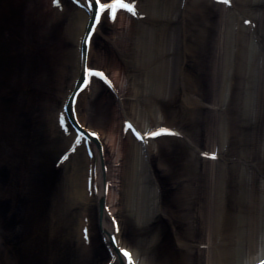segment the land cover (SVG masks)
<instances>
[{"label":"bare ground","instance_id":"6f19581e","mask_svg":"<svg viewBox=\"0 0 264 264\" xmlns=\"http://www.w3.org/2000/svg\"><path fill=\"white\" fill-rule=\"evenodd\" d=\"M35 2L42 7L47 6V11L53 12V16L61 18L63 15L60 20L66 25L64 32L73 40V46L68 51L72 78L69 85L64 86L54 121L62 128L60 133L67 146L56 157L52 174L55 179L52 180L58 182L63 164L62 167L69 174L66 179L63 177L68 185L66 196L74 204H81L78 230L83 241L80 253L85 255L95 243H104L101 264H118L117 249L109 238V234H116L118 224L120 247L133 253L136 264L172 263L170 254L160 256L156 252L163 236L169 242V249L171 245H176L177 249L174 250L181 253L183 264H260L264 260V0H231L230 3L223 0L221 3L214 0H135L136 15L121 10L115 21L102 19L101 24L96 26L86 53L82 41L95 24L92 19L94 9L89 10L84 6L86 0H81L79 4L76 0ZM6 3L9 5L11 1L6 0ZM26 5L35 7L31 1ZM218 6H222L221 14L219 21L215 22L216 30L212 38L206 34L211 24L202 10ZM27 20L37 25L30 16ZM186 25L192 28L194 35L201 34L202 39H209L211 47L205 58L221 79V86L213 83L206 88L200 82L201 76H197L200 69L204 72L203 67H199V71L191 68L192 64L199 66L201 61L198 53L191 57L195 53L188 48L187 38L190 35L186 34ZM199 25L201 31H198ZM205 46L200 51L205 50L206 54ZM85 56L87 65L104 71L114 86L94 78L88 88L80 91L83 87L79 82L84 79L82 68ZM3 59L7 58L0 56V63H4ZM128 67L135 74L133 78L125 72ZM194 73L197 74L194 76ZM141 88L147 92H141ZM238 88L240 91L243 88L242 104L238 103ZM202 89L214 91L210 95L212 98L206 102L197 96ZM96 90L101 93L100 102L104 100L106 103L110 97L113 99L115 105L112 110L107 112V107H99L98 103L92 101L93 98L89 99L94 97ZM39 92L45 91L40 89ZM77 93L78 97L75 95ZM214 95L218 100L213 98ZM164 100L188 104L185 106L186 114L183 110L177 114L176 110L172 117L166 115L161 107ZM84 101L95 104V112L98 110L103 116L108 114L113 119L105 125L91 124L82 113L86 112L81 106ZM198 108L204 113L201 111L198 115ZM260 110L263 114L261 117ZM6 111L9 115L7 108ZM235 115L244 117L245 124L253 128V134L252 130L249 131L250 126L246 127L247 132L239 130V136L244 135L237 140L239 144L243 141L240 152L233 151L230 143L236 141L233 138L236 132L230 129L228 117ZM61 116L66 125L61 124ZM198 117L201 120L206 117L214 120L213 125L208 126V131L217 134V141L211 146L197 141L196 131L201 134L205 127L195 123ZM188 120L192 127L184 126ZM126 122H131L142 133L161 128L178 133L173 135V139L179 144L188 143L186 153H189L194 174L189 173L182 178L178 177L180 171H172L171 178L174 176L178 180L162 194V187L150 161L158 154L159 143L171 138L161 135L146 136L140 140L131 130L124 131ZM78 126H83L86 132H98L99 139L86 137L80 145H76L77 150L72 151ZM255 135H259V138ZM249 147L259 151L257 157H253V148L248 152ZM181 148H178L180 155L185 152ZM213 153L217 158H211ZM65 156L68 159H64ZM160 166L165 168L164 163ZM234 168L240 171L237 180L232 175ZM202 169L210 173L206 188L199 181ZM39 176L43 180L46 178L44 171H40ZM47 185H50V181H47ZM96 187L99 192L95 190ZM202 187L205 188L204 192ZM216 189L219 190L218 195ZM172 193L176 196H172ZM46 194L43 200L48 205V192ZM41 196L37 193L35 202L39 203ZM15 200L22 203L20 198ZM162 200L165 201L163 204ZM176 200L184 201L180 204L191 213L187 218L183 212L182 221L172 216L170 207L172 201ZM33 207V212L41 209L37 203ZM94 209L97 211V230L91 216ZM120 210L124 211V217ZM22 211L31 212L23 203ZM29 213L27 215L31 221L33 217ZM23 216H19L21 226L30 231ZM166 220L172 228L163 226ZM183 222H186L184 229ZM127 228L133 231V244L125 241ZM85 229H88L87 236ZM192 229L198 237L190 243L188 239H191ZM24 240L29 242L27 237ZM13 242L18 251L11 253L8 250L10 262L6 264H30L25 247L16 240ZM0 247L3 249V245Z\"/></svg>","mask_w":264,"mask_h":264},{"label":"rangeland","instance_id":"374dc122","mask_svg":"<svg viewBox=\"0 0 264 264\" xmlns=\"http://www.w3.org/2000/svg\"><path fill=\"white\" fill-rule=\"evenodd\" d=\"M3 1L0 0V56L7 59H3L4 63H0V246H2L1 244L5 239L8 242V246H3V249L0 247V263L6 264L8 261L10 262L8 250H11V253H17V245H14L13 242L16 240L20 245L25 247L27 252L26 257L30 264H101L105 251L104 243H95L92 245L89 251L90 253H85V255L80 253V247L83 241L82 237L79 236L78 230V220L81 216V204L76 202L74 204L71 200H68V195L66 196L68 185H66V180L63 181V177L66 179L69 177V174L64 170L65 168L62 167L63 164L60 168V179L56 183V187H52L49 192L50 194H48L49 200L47 201H49V204L47 205L46 202L44 203V196L39 199V203L35 202V200H37L35 199L36 194L45 191L48 178L53 174V164L56 161V157H58L67 146V144H64V137L60 133L62 128L55 125L54 121L56 119V113L61 105L60 99L64 86L66 84L69 85V80L72 78L69 73L71 60L68 51L71 50L73 46V40L64 32L66 25L60 20L63 15H61V18H59L60 16H53V12L47 11V6L42 7L36 3L35 0H26V3H23L24 0H8V2L11 1L9 5L6 3V0ZM30 1L33 4L35 3V7H33V5L32 7L26 5ZM221 8L222 6L214 7L213 9L208 7L202 10L208 23L211 24L206 34L210 35L212 38L213 32L216 30L214 29L215 22L219 21L218 19L220 18ZM189 15H192V13ZM28 16H30L37 25L30 24L29 20H27ZM27 23H29V25ZM49 23L53 25L50 26ZM185 29L186 34L190 35L187 38L189 42L188 48L195 53L192 54L191 57L194 58L198 53L200 57L198 59L201 61L200 64L199 61L197 62L199 66L192 64L191 68L198 70L200 69L199 67H203L204 72L202 73L201 69L200 71L198 70L200 74L197 76H201L200 82L204 83L206 88L209 84L212 85L213 83H217L221 86V79L214 73L213 67L211 66L212 64L210 65V62H207L205 58V55H207L211 47L209 39L203 38V40L201 34L194 35L191 32L192 28H188L187 25ZM198 29V31H201V25H199ZM197 40H199V43ZM198 46L201 48L198 49ZM203 46L207 49L206 54L205 50L204 52L200 51ZM67 47H69L68 50ZM40 48L42 51H39ZM188 56H190V54ZM196 60L197 58L194 59V62H196ZM125 72L131 78L135 76V74L132 73L133 70L131 71L129 67L128 71ZM196 74L197 73H194V76ZM246 78L245 76V79ZM245 79L243 77L244 82ZM40 89L45 92H39ZM212 90L207 91L202 89V92L197 96H199L202 101L206 102L212 98L210 97L211 93L213 95L214 92ZM140 91L147 92L144 88H141ZM237 92L239 93L237 95L238 103L242 104L243 88H241V91L238 88ZM95 93L94 97H89V99L93 98L92 101L98 103L99 107H107V112L112 110L115 105L113 99L110 97V100L106 101V103L104 100L100 102L101 93L97 90ZM213 98L218 100L215 95ZM84 102L85 103H81V106L86 109V112L82 113L91 124L105 125L104 123L113 119L108 116V114H106L107 116L105 114V116H103V113L98 112V110L95 112V104L92 105L89 101ZM187 105L184 103L174 104L172 101L164 100L161 107L166 115L168 114L172 117L174 114L173 112H176V110L177 114H179V110H183V113L186 114L185 106ZM6 108L9 111V115L6 113ZM190 110H192V107ZM201 111L204 113L202 109ZM201 111L199 108L197 109L198 115ZM261 116H263V114L260 110L259 117ZM189 118H191V116ZM204 119L205 120H201L198 117L194 120L197 125L201 127L205 126L203 132H200L201 134L196 131L197 141L211 146L217 141V134L208 131V126L213 125L212 122L214 120H211L209 117ZM228 119H230V121H228L230 122V129L236 132L235 134L233 133V138H235L236 141L230 142L232 143L231 148H233L235 152L237 150L240 152L243 148L241 147L243 141L239 144L237 140L244 135L239 136V130L241 131L242 129L244 132H247L246 127L250 125H246L243 121L244 117L240 115H235V117L229 116ZM235 119L236 121H234ZM191 124L188 120L184 126L187 127L190 125V127H192ZM252 129L253 128L250 126L249 131ZM251 134H253V130ZM255 136L259 138V135ZM168 140L159 143L158 154L150 161L155 171L154 173L158 177V183H160L162 187V194H165V191L178 180V178H174V176L171 178L170 175L172 171H180L178 172V177L182 176V178L187 177L189 173L194 174V171L191 169L193 167L192 162L189 161V153H186L188 152V143L186 145L185 143L179 144L173 138ZM179 147H182L185 151L182 152L181 155L178 152ZM249 148L248 152L252 151V148L254 151L256 150L254 147ZM238 154L236 153L235 155ZM258 154L259 151H255L253 157H257ZM160 162L164 163L165 168L160 166L163 164H160ZM187 162H189L188 165L186 164ZM33 166H35L36 170ZM216 170L215 168V171ZM40 171H44L46 175V178H44L45 180L39 176ZM208 174L210 173L202 169V173L200 174L201 177H199L200 184L205 188V185L210 182V178L207 176ZM239 174V169L234 168L232 175L235 180L238 179ZM119 180L118 178V181ZM216 184L218 185L217 182ZM205 188L202 187L203 192ZM235 189H237V187H235ZM219 190H221V188ZM219 190L216 189L217 195ZM173 195L176 196L172 193V196ZM234 197L235 196H233V198ZM16 198L21 199V202L25 205L27 210H31V214L25 211L22 213V203L17 202L15 200ZM163 200L161 204L165 202H163ZM233 201H235V199ZM180 202L183 203L184 201H172L173 204L170 208L172 210L171 212H173L172 216L174 218H181L182 221L183 212L187 218L191 213L189 214L188 211L184 209V205L180 204ZM36 203L41 206V209L39 208L40 210L33 212V206L35 205L36 207ZM232 204L236 205V203ZM169 211L166 212L169 213ZM27 213L33 217L34 221L31 220L33 222L30 221ZM119 213L124 217L123 214L125 213L123 210H120ZM22 214L24 215L23 218H25L24 221L26 226L31 229L30 231L24 230L21 226L22 221L19 220V216ZM91 216L94 219V227L97 230L96 223L98 220L96 209H94V213L91 214ZM169 224L170 222L166 220L163 226L167 227L168 225V227L172 228ZM182 227L183 229L184 227L186 228V222H183ZM129 229L127 228L124 233L125 241L133 244V241H135L132 236L133 231ZM24 237H27L29 242H25ZM189 237H191V239H188L190 243L193 242L192 240L197 239L198 235L194 234V229H192V235ZM168 243L163 236L157 247V254L160 256L162 254H170L172 256L171 264H183L181 260L182 257H180L181 253L179 250H174L176 245H171V249H169ZM4 252L6 253L4 254Z\"/></svg>","mask_w":264,"mask_h":264},{"label":"snow or ice","instance_id":"6c2138e0","mask_svg":"<svg viewBox=\"0 0 264 264\" xmlns=\"http://www.w3.org/2000/svg\"><path fill=\"white\" fill-rule=\"evenodd\" d=\"M59 2V0H57ZM76 2L79 4L81 3V0H76ZM224 3H230L231 0H223ZM87 9L92 10L94 9V16L92 19H94L95 24L92 26L91 30L86 34V36L83 39V44L85 47V53L87 52V48L91 45L92 35L96 31V26L100 25L103 18H111L113 21L117 19L118 13L121 12V10H124L126 12L132 13L133 15L137 14V7L135 0H86V4L84 5ZM82 71L84 73V79L81 80L79 83L83 85V87L80 88V91L82 92L84 89L88 88L90 84L92 83L94 78H99L100 80H103L105 83H107L109 86H114L111 79H109V76L102 70L98 68H93L87 65V58L85 56V64L82 68ZM78 97V93L75 94ZM71 108V106H69ZM61 124H65V119L63 116H61ZM131 130L134 132L135 136L139 138L140 140H144L145 137H158L161 135H178L174 130L169 128H161L156 131H149L147 133H142L138 131L134 125L131 122H126V127L124 129L125 132ZM86 137H96L99 139V133L95 131L86 132L83 129V126H78L76 129V137H75V144L72 148V151H76V145H80L82 141ZM204 155L208 156V153H204ZM211 158L215 159L217 158L216 154H211ZM64 159H68V156H65ZM97 192H99V188L96 187L95 189ZM113 220H115V217H113ZM85 235L87 236L88 229H85ZM120 229L117 224L115 228L116 234H109V238L113 241V244L115 248L117 249V255L119 257L118 264H124V261L126 259V264H136V260L133 257V253L128 250L127 248L120 247L119 243V234ZM260 264H264V260L260 261Z\"/></svg>","mask_w":264,"mask_h":264}]
</instances>
